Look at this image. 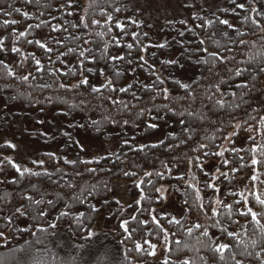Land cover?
<instances>
[{
  "label": "trees",
  "instance_id": "16d2710c",
  "mask_svg": "<svg viewBox=\"0 0 264 264\" xmlns=\"http://www.w3.org/2000/svg\"><path fill=\"white\" fill-rule=\"evenodd\" d=\"M90 2L91 0H79V5L73 15L70 16L68 15L69 9L63 6L64 0H40V4H36L34 0L32 3H27L26 0H0V8L11 13L9 16L0 15V37L5 38L9 48L14 44L25 54L24 57H21L19 54H12L10 51L0 53V60L7 63L16 74L12 78L6 77V71L0 66V101L4 104L2 106L4 114L0 116V119L6 121L8 117L16 114V112L15 114L6 112L11 107L21 108L25 115L37 112L39 116H42L43 113L51 111L58 121L65 120V122L71 123L69 126L66 124L62 126L72 133L79 130L82 134L106 143L112 139L117 140L119 145L114 153L120 156L119 160L113 154H107L100 158L84 159L79 154V148H77L78 153L75 154L73 160H90L92 163L77 162L74 165H68L64 163L67 156H70L66 132L60 130L52 139H45L41 136L39 139L37 135L31 136L30 141L38 143V147L39 144L42 146V150L38 149L41 150L39 156L40 161L44 162L43 167L37 163L31 167V172H38L40 175L33 176L30 173H25L21 177L6 161L0 166V196L5 197V200H0V208L7 210L13 205H23L29 212L28 216L19 217L13 221V224L7 226H5L7 218L4 212H0V229L4 231L7 237V241L0 238V245H6L0 247V253H6L10 248L26 247V241L34 243L35 239L39 237L45 241L48 247L46 252L41 253V258L45 264H129V260L132 261V264H137V259L141 260V264H164L165 260L169 264H176L178 258L181 262L184 259H192L196 261V264H204V261L199 259L201 256L211 259L215 254L209 249L195 245L199 235L198 229L193 228L191 236L186 234L187 229L199 224L208 228L209 236L215 238L220 236L219 229L213 226L214 219H218L222 222L223 227L238 234L231 241L234 252L243 251V244L246 243L249 245L248 251L253 253L252 256L238 258L243 260L244 264H259L255 258V253L262 251L260 245L264 244V241H261L259 233L255 232L254 225L250 223V217L246 220L240 217L237 212H233L232 219L229 221L225 215L228 209L223 204L217 205L216 201L220 198V201L232 204L234 200H240V194L243 193L244 195V192L240 191L239 182L245 175H254V171L259 172L264 183V163L251 165L252 153L249 151V146L252 141L247 140L243 148L237 146L241 137L247 133L242 129L249 127L253 129L251 131L252 136L264 143V129H260L258 123L259 117L264 116V84L260 83L261 74L259 73V68L264 67V33H261L260 29L251 24V19L264 23V18L249 10L250 7L255 6L260 11L264 8V0H254V3L251 0H237V2L245 5L244 11L236 9L234 4L229 1L224 8H218L213 13L200 14L197 19H193L192 17L195 16L191 14L186 24H181L180 21L163 24L161 42L157 43L165 44L166 47L163 49L156 47L157 44L150 43L148 35L143 30V25L136 21H127L125 25H122L125 30V34H122L120 29L106 23V16L99 14V8H89ZM101 3L104 9L118 19L121 24L131 14L127 0H106V2L101 0ZM109 3L114 7L121 8V12H113L107 6ZM10 4L14 8H20L21 13L26 12L27 17L12 11V8L8 7ZM125 6H127V11L124 10ZM80 16H86L89 24L93 19L100 21V24L91 25L85 29L80 23ZM245 16L250 17L247 22L244 21ZM218 17L227 19L233 28L229 29L219 25ZM5 20H16L17 24L5 28L3 26ZM208 20L213 23L211 25L205 24V29L209 33L214 31L217 33L216 38L220 40L222 46L220 51L224 52V46L233 48V52L224 53L230 58L232 56L236 58L235 61L230 60L228 67L242 69L244 70L243 74L242 76H235L234 71L228 72L225 69L220 76L213 75L210 79L201 80L193 85L196 95L195 101L190 96L181 100L179 97L186 96V92L180 89L174 80L191 83L192 80L200 76L201 72L209 75L203 65L196 63V60L201 58L203 54L184 50V48L195 49L198 47L196 43H189L193 39V32H189L188 29H193L198 34L196 38L199 39L204 36L205 30L195 26ZM48 22L52 25H60L61 32H51L50 27L47 26ZM37 24H41V27L36 28L35 25ZM137 24L140 27H137ZM29 25L32 27L29 28ZM73 25H77V27H73ZM110 26L113 29L112 32H108ZM64 28H67L68 31L64 32ZM220 29H224V33L230 34L232 40L240 39L236 35V31L246 33L243 39L248 42L247 45L237 48L220 32ZM13 30L17 34L16 37L10 36ZM21 31H25V36L17 39ZM133 32L136 33L138 40L132 39L131 33ZM181 32H184V36H180ZM49 33L61 40L64 36H80V41H72L71 39L64 41L71 47L79 45L76 54L69 53L67 56L61 57L64 63H52L47 59L49 54L26 43L27 39L34 38L47 42ZM98 33L102 35H98ZM113 36L117 39L113 40ZM85 40L90 43H84ZM117 43H119V47H117ZM129 43L133 44L131 50L127 48ZM140 43L148 46L143 52L139 50ZM105 44L108 45L107 51L104 50ZM181 44L184 45L183 48ZM49 46L59 47L55 44ZM60 50L66 51V49ZM81 50L85 52L88 60L95 56L96 61L88 63V60H85L84 64H78L76 58ZM210 50L213 49L210 47ZM29 52L41 60V71H35V62L31 60V57H27ZM56 55V52L51 53L52 61H55ZM117 55L126 56V60L133 61L132 64L110 59ZM140 55L145 56L148 63L153 65L154 74L150 75L147 64L138 65L136 58ZM169 59L178 60V63L176 65H162L160 63L162 60ZM29 68L33 69L32 75L36 76L37 79H32L30 76L28 81L21 82L19 77L28 74ZM55 68H59L61 73H68L69 69L81 70L83 75L89 77L93 85L101 87V92L79 95L73 91L59 89L60 82L73 83L76 78L71 75L61 76L59 73L49 75V72ZM97 69H104L106 75L100 76ZM116 70L121 71L122 74L115 76ZM254 75L257 76L256 81L251 79ZM156 76H160L165 81L163 85L157 84V87L171 90L169 99L165 100L163 94H160L155 101L156 107L160 109L159 114L165 119L152 120L151 117L157 114L155 109L144 112V115L139 118V127L131 125L113 126L110 121L103 119L104 116L110 114L121 123L125 119L136 121L137 117L130 113H135L137 109L129 108L126 110L123 109L122 105L113 106L102 100L101 96L113 95L117 99H123L129 105L137 104L139 108H151V104L145 105V101L150 95H156V90L147 92L144 90V86L151 87L156 81ZM107 78L113 79L117 86L127 87L132 84L133 88L127 94L110 93L102 87ZM221 79L224 81L223 83H220ZM44 84L50 85V87H42ZM245 84L248 87H237V85ZM216 85L220 88L219 92L216 90ZM132 92L144 97V100L138 102L132 99ZM48 97L51 99H46ZM217 99L224 101L225 107L223 109L215 103ZM82 100L88 102L87 109L81 103ZM169 108L174 111L170 112ZM174 112H183V116H177ZM189 112H192L193 115H189ZM249 117H256L257 119H249ZM180 119L185 120L188 127H194L197 130V139L189 140L185 144L180 143L181 139H186L188 135L183 130L185 125L178 123ZM92 120L99 122V132L95 130L96 126L91 125ZM244 121L247 123H243ZM146 122L157 123L159 127L156 130H149L145 127ZM237 122L241 123V128L233 129L229 126ZM81 124L86 125V127H75V125ZM233 131L237 135L233 137L224 156L212 155L213 148L216 151L224 150L223 145L227 140L223 139V136L231 135ZM71 138L75 142L72 134ZM152 139H155L154 142L151 141ZM124 140L128 141L127 145L123 144ZM160 140H164V144H160ZM59 142H65V146L60 149L59 154L50 158L48 154L51 152H47L49 149H45ZM201 143L209 145V147L200 150L199 145ZM153 144H157L158 147H151ZM192 147L198 151H193ZM233 148L240 149V151L234 152L232 151ZM13 152L12 148H8L6 145L2 146L0 148L1 160H3L4 155L11 156L14 154ZM204 152L210 154L204 156ZM256 155L258 159L264 160V157L259 156V150H257ZM240 157H244V160H241ZM224 159L229 161L228 165H224ZM96 161H99V164ZM211 164L215 166L210 167ZM243 164H247L249 167H241ZM57 168L60 169L59 172L56 171ZM88 168H96L98 171L89 173ZM45 171L51 175H45ZM77 171L80 175H76ZM124 171L135 172L136 175L125 176ZM145 172H152L153 175L145 176ZM157 172L162 173V178L156 175ZM221 172L227 173V175L222 176ZM141 180H144L145 183L137 188L136 184ZM147 181H151V183L149 184ZM117 183H122L123 187L127 189L131 202L126 207L123 206L121 200L113 196ZM209 183L214 184L219 191L208 188ZM153 185L155 187L163 185V187L170 188L173 200L181 209L180 214H159L158 209L164 205V202L160 193L155 192ZM188 185H192V187H188ZM197 190L200 191V201L196 200ZM142 191L146 198L137 205L136 200L140 198ZM253 193L264 197V186L260 188V191ZM253 193L248 196L252 200L249 207H253L254 211L260 214L261 223H264V208L256 204ZM26 195H30L42 203L37 206L28 200H23L22 197ZM49 200L52 201L51 206L48 204ZM80 200H83V203H80ZM185 200L188 201L187 205L184 203ZM5 201H11V203ZM117 201L119 203H116ZM198 204L204 206L203 211L196 210ZM93 206L100 211L98 213L91 212L90 208ZM189 206H192L191 212L188 211ZM37 207L49 213L42 221L31 219ZM212 207L217 208L219 215L210 219ZM151 209H155L152 215L162 218V226L166 230H170L167 247L171 251H165L164 257L158 260H154L150 256H138L134 251L136 243L142 244L147 249L144 240L157 243L158 246L163 243L162 233L152 224L151 215H149ZM62 211L68 212V217L57 219ZM239 211H246V208L240 207ZM80 212L85 214L84 217H81L84 227L77 231L76 216ZM101 213L106 215L102 230L93 231ZM133 215L137 217V220H145L147 224L144 231L134 232L131 234L132 239H127V234L123 233L118 225L122 219H129L131 227H135L137 221L131 220ZM172 219H179L181 224H169L168 221ZM49 222L59 225L56 230L48 229L49 233L55 231L54 236L37 233V237H32L28 234L30 230H34L35 224L39 223L47 228ZM17 229H24L25 231L20 232ZM89 231L95 234L91 240L85 238ZM171 233H176V235L172 236ZM177 239L186 242L188 248L181 244L179 246L181 250L177 251L178 246L174 243ZM201 239L203 238L201 237ZM251 239L258 241L257 247H251ZM237 241L241 243L238 244ZM193 245L195 248L192 247ZM196 248H200V251L197 252ZM128 249H132L131 253L127 251ZM17 255L20 256L21 254L17 253ZM125 255L128 256V260H125ZM225 255L231 264V254L226 253ZM216 260L217 264H224L223 261H219L218 256H216Z\"/></svg>",
  "mask_w": 264,
  "mask_h": 264
},
{
  "label": "snow or ice",
  "instance_id": "6c2138e0",
  "mask_svg": "<svg viewBox=\"0 0 264 264\" xmlns=\"http://www.w3.org/2000/svg\"><path fill=\"white\" fill-rule=\"evenodd\" d=\"M27 3H32L33 0H26ZM34 2L36 4H40V0H34ZM106 2V0H105ZM164 4L166 5L168 3V0H163ZM230 2L232 4H234L236 9H240L242 11L245 10V5L243 3H239L237 2V0H230ZM252 3H254V0H251ZM145 5H147L148 7H152L153 5L157 4V0H144ZM79 5V0H64V5L69 9L68 15H73V12L75 11L76 7ZM108 8H111L113 10V12L115 13H119L121 12V8L119 7H114L111 3H109ZM186 7H191V5H185ZM9 8H12V11L21 14L25 17H27V13H21V9L20 8H14L11 4L8 5ZM89 8L92 7H97L100 9L99 14L101 16H106V23L109 25H114V27L116 29H120L122 34H125V30L124 27L122 26L121 22L116 19L111 13L107 12L104 7L102 6L101 0H91L90 4L88 5ZM142 10H147V8H144L143 6H140ZM125 11H127V6H125L124 8ZM250 12L252 13H256L258 16H261L262 18H264V8H262L260 11H258L257 7L252 6L250 7ZM43 14V13H41ZM0 15H4V16H9L11 15L10 12L5 11L4 9L0 8ZM193 19H197L199 17H192ZM250 19V17L245 16L244 21L247 22ZM80 23L83 24L84 28L87 29L89 28L91 25H99L100 21L98 20H91L90 24L87 22L86 20V16H80L79 17ZM219 25L225 26L226 28L232 29L233 26L231 24H229L227 19H220L219 17L217 18ZM181 24H186V21L181 20L180 21ZM213 22L211 20L205 21L202 24H198L195 27L196 28H201L202 30H205V34L203 37L197 39V35L193 29H188L189 32H193V39L189 41V43H196L198 45V47H196L195 49H188V48H184L185 51H190V52H194V53H198V54H203L201 58L196 60V63L199 65H203L207 71V73L209 75H205L204 72H201L200 76L196 77L194 80H192L191 83H182L180 80H174V83L178 84L180 89L185 90L186 92V96L183 97H179V99L183 100L186 99L187 97H192V100L195 101L196 99V95H195V90L193 88V85L199 83L201 80H208L210 79L211 76L215 75V76H220L221 72L224 71L225 69L228 72H233L235 76H242L243 71L242 69H233L228 67V63L231 61H235V56H232L231 58L229 56H227L224 53H231L233 52V48L232 47H228V46H224V52L222 53L220 51L221 43L220 40L216 38L217 33L214 32H207L205 29V24L206 25H211ZM17 24L16 20H5L3 26L5 28H7L9 25H15ZM251 24L255 26V28L260 29L261 33H264V23L257 21L256 19H251ZM51 29V32L54 33H60L61 32V26L56 24V25H52L50 22H48V25ZM137 27H140L139 24L136 25ZM29 28H31L32 26L29 25ZM36 28H40L41 24H37L35 25ZM73 27H77V25H73ZM112 27H108V32H112ZM68 29L64 28V32H67ZM233 31H235V29H233ZM220 32L222 34H224L226 36V38L230 41L231 44L236 45L237 48H239L240 46H246L247 45V41H245L243 39V37L246 35V33L244 32H240V31H236V35L238 37H240L239 40H232L231 35L224 33V29H220ZM98 35H102L99 34ZM10 36L12 37H16L17 34L15 32V30H13L10 33ZM25 36V31H21L19 32V35L17 37V39L19 37H24ZM132 39L138 40V37L136 35V33H131ZM180 36H184V32L180 33ZM69 39H71L72 41H80L81 37L80 36H74L72 35L71 37L69 36H64L63 40H61L60 38L57 37H53L51 36V34L49 33L48 37H47V42H43L40 39H27L26 43L29 45H34L36 47H38L39 49L43 50L44 53L49 54L47 56V59L52 62H60V63H64V61L61 59V57H65L67 56L69 53L75 55L77 52V48L79 47V45L77 44V47H71L68 44H65L64 41H68ZM117 38L115 36H113V40H116ZM207 42V43H206ZM84 43H90L89 41L85 40ZM50 44H55L58 45V48H53L51 46H49ZM107 47L108 45L105 44L104 45V50L107 51ZM117 47H119V43H117ZM147 45H144L143 43L139 44V50L140 51H145L147 49ZM156 47L163 49L164 47H166L165 44H157ZM181 47L183 48L184 45L181 44ZM210 47L213 50H210ZM253 47H255L253 45ZM127 48L129 50H131L133 48V44L129 43L127 44ZM60 49H66V51H61ZM11 52L12 54H19L21 57H24L25 54L21 51V49L19 47L11 46L9 48V46L6 44L5 42V38L4 37H0V53H7V52ZM91 51V50H89ZM56 52V59L55 61H52V56L51 53ZM27 57H31V60L35 62L36 68L35 71H41V60L37 59L36 56L29 52L27 53ZM83 58V59H81ZM77 63L78 64H84L85 60H88V58L85 55L84 51H80L78 56H77ZM112 61H126L127 64L131 65L132 64V60L128 59L126 60V56H112L110 58ZM137 62L139 66H143V64H147L148 65V71L151 74H154L155 69L153 67L152 64H149L146 57L143 55L138 56L137 58ZM96 61V57L93 56L91 58V60H88V63H93ZM160 63L162 65H176L178 63V60L175 59H169V60H162L160 61ZM0 66H2V68L6 71V77L12 78L15 77V73L12 70V68L9 67V65L7 63H4L2 60H0ZM223 66V67H221ZM17 67H19V65H17ZM125 71H127V69H125ZM33 69L29 68L28 69V74L23 75L21 77H19V80L21 82H25L29 80V77L31 76L32 79H37L36 76L32 75ZM97 72L100 76H105L106 72L104 69H97ZM57 73H59L61 76L64 75H71L73 78H76L74 80L73 83H68V82H60L58 87L59 89L65 90V91H73L76 92L79 95H91L93 93H100L101 92V87H96L95 85H93L90 82V79L87 75H83L81 70H77V71H73L72 69H69L68 73H61L59 68H55L52 71L49 72V75H56ZM259 73L260 75V83L264 84V67H260L259 68ZM122 73L119 70H116L114 72L115 76H120ZM78 77V78H77ZM251 79L253 81L257 80V76H252ZM164 80L160 77V76H156V81L154 82V84L149 87L147 85L144 86V90L147 92H152L153 89L156 90V95H150L148 97V99L145 101V105L151 104V108L145 107V108H139L137 104H132L129 105L127 103H125L123 101V99H117L115 96L113 95H109V96H101V99L104 101L109 102L111 105L116 106V105H122L123 109H129V108H135L137 109V111L135 113H130L131 115H135L137 117L136 121H132V120H128L125 119L122 121V123L120 121H117L114 117H112L110 114L104 116V120L105 121H110L111 124L113 126H135V127H139L140 123H139V118L142 117L144 115L145 111H152L153 109H155L156 111V115L152 116L151 119L152 120H161V119H165L164 116H161L160 113V109L156 107L155 105V101L157 99V96H159L160 94H163V98L165 100L169 99L170 95H171V90L168 88H159L156 85H163L164 84ZM224 81L221 79L220 83H223ZM42 87H50V85L44 84L42 85ZM102 87L104 89H106L108 92L110 93H125L127 94L129 92L130 89L133 88L132 84H129L127 87H123V86H117L116 82L111 79V78H107L105 83L102 85ZM237 87H248L247 84L245 85H237ZM216 90L219 92L220 88L218 85H216ZM132 99L136 100V101H142L144 100V97L137 95L135 92H132ZM234 95V94H233ZM12 99H15V97H12ZM48 100H50L51 98L48 97L46 98ZM209 99H211V97H209ZM66 102V101H65ZM81 103L84 105L85 109L88 108V102L87 101H81ZM215 103L217 105H219V107L221 109H223L225 107V103L222 99H217L215 101ZM70 107H72L70 105ZM169 111L172 112L174 111L173 109L169 108ZM175 115L182 117L183 116V112H174ZM189 115H193L192 112H189ZM249 119H257L256 117H249ZM38 123H43V121H37ZM179 124L181 125H185L184 127V131L186 133H188L186 139H181L180 143L181 144H185L187 143V141L189 140H194L198 138V133L197 130L192 127H188L187 123L185 120L180 119L178 121ZM243 123H247V121H244ZM258 123L260 125V129H264V116L259 117L258 119ZM91 125L96 126L95 130L97 132L100 131V127H99V122L96 120H92L91 121ZM230 127H232L233 129L235 128H241V123L237 122L234 125H229ZM75 127H86V125H75ZM145 127L149 130H156L159 127V124L157 123H153V122H146ZM219 127V126H217ZM245 131H249L251 132L253 129L251 127L247 128V129H242ZM259 132V130H257ZM41 135H46L45 133H41ZM65 135H68V141H67V146L68 147H77L79 148L80 152L85 151V148L83 145L79 144V142H74L71 138L70 134L65 133ZM237 134L235 133V131H233V133L231 135H224L223 139L231 142L233 137H235ZM248 140L252 141V144L249 146V151L252 153V159H251V165L255 166L258 165L260 163H264V160H260L257 158V150H259V156L260 157H264V143H262L260 140H257L255 138V136L249 135L247 137ZM160 144H164V140H160L159 142ZM124 145L128 144L127 140L123 141ZM6 146L8 148H12L15 149V145L12 144L11 142H7ZM151 147L155 148L158 147L157 144H153L151 145ZM206 147H209V145L203 144L201 143L199 145V149L202 150ZM142 150V149H141ZM193 151H198V149H196L195 147H192ZM228 151L227 148H225L223 151H216L215 148L212 149L211 154L214 156H220L223 157L224 153ZM232 151L234 152H239L240 149H235L233 148ZM210 153L209 152H204L203 155L204 156H208ZM51 157H53L55 154L54 153H49L48 154ZM113 155H116L115 153H113ZM126 155V154H125ZM105 159H107L105 157ZM116 159L119 160L120 156L116 155ZM241 160H244V157H240ZM6 161V163L8 165H10L17 173H19V175L22 177L24 176L25 173H30L33 176H38L40 175V173L38 172H31L30 169L28 168H24L23 170H21L20 167H18V165L16 163H14V161L10 158L5 156L3 158V160H0V166H2L4 164V162ZM77 162L79 163H84V164H90L92 163V161L90 160H79V161H75V160H68L65 159L64 163L68 164V165H74ZM33 163H37L39 166L43 167V161H34ZM97 164H99V161H96ZM191 163V161H190ZM224 165H228L229 161L227 159H224L223 161ZM167 167V166H166ZM241 167H249V165L247 164H243L241 165ZM57 172L60 171L59 168L56 169ZM87 171L89 173H95L96 171H98V169L96 168H88ZM45 175H51L50 173H48L47 171H45L44 173ZM76 175H80L79 171H77ZM124 175L125 176H135L136 173L135 172H128V171H124ZM145 176H152L153 173L152 172H145L144 173ZM157 176H160L162 178V173L157 172L156 173ZM222 176H226L227 173L221 172ZM182 179V178H180ZM218 179V177H217ZM258 179V175H253L251 177L252 181H256ZM145 181L141 180L139 183L136 184L137 188H140L142 184H144ZM147 183H151V181H147ZM35 187V186H33ZM69 187H71V185H69ZM153 187L155 188V192L156 193H161L162 191H166V189H164L163 185L160 187H155L153 185ZM188 187H192V185H188ZM208 188H212L214 189V191H219L218 188L215 187L214 184L209 183L207 185ZM7 195V194H5ZM233 195H235V193H233ZM241 199L240 200H234L232 204H227L224 201H216L217 205L223 204L224 207L226 209H228V212L225 214L226 215V219H228L229 221H231L232 219V213L233 212H237V214L240 217H243L244 219L248 220L250 217V223L252 225H254V229L255 232H258L260 237H261V241H264V223H261V219L259 218L260 214H258L256 211H254L253 207H249L250 204H252V200H250L248 197H245L243 195V193L240 194ZM254 199L256 204H258L261 208H264V197H262L261 195H256L255 193H253ZM145 194L142 191L140 193V198L138 200H136V204L139 205L141 200L145 199ZM23 200H28L32 203H34L35 205H40L42 203V201L40 200H35L32 196L30 195H26L22 197ZM77 199H79V197H77ZM161 199H163V197H161ZM201 197H200V191L197 190V195H196V200L200 201ZM0 200H5L4 196H0ZM6 203H11V201H5ZM80 203H83V200H80ZM105 203H107V201L105 200ZM116 203H119V201H117ZM185 205L188 204V201L185 200L184 201ZM48 204L51 206L52 205V201L49 200ZM131 207V205H130ZM243 207L246 208V211H239V208ZM196 210L197 211H203L204 210V206L202 204H198L196 206ZM91 212H96L98 213L100 211V209L96 208L95 206L90 208ZM141 211H149V210H141ZM188 211L191 212L192 211V206H189ZM0 212H4L5 217L7 218V223L5 224V226L13 224V221L19 217H24V216H28L29 212L28 210L23 206H15L13 205L12 208H9L7 210H4L2 208H0ZM155 212V209H151L149 211V215H151V219H152V224L155 225V228L159 230L160 233H162L163 236V241L164 243L167 245L168 240H169V235H170V230H166L163 226H162V218H158L155 215H152V213ZM9 213H11V215H8ZM211 213L212 216L210 217V219L215 218L219 215V213L217 212V208L216 207H212L211 208ZM49 213L45 212L44 210L40 209L39 207H37V209L35 210V214L32 215L31 219L33 221H42L44 220V218L46 216H48ZM69 213L68 212H60L59 216L57 217V219H60L62 217H68ZM84 213L80 212L78 216H76V222H77V228L76 230L79 231L81 228L84 227L83 223L81 222V217H84ZM131 220L132 221H137L136 226L135 227H131L130 224V220L129 219H122L121 222L119 223L118 227L119 229H121L123 231V233L127 234V239H132V233L137 232V231H144L147 222L145 220H137L136 216H131ZM169 224H173V225H180L181 221L179 219H172L168 221ZM216 228L219 229L220 232V236H217L215 238H212L209 236V231L208 228L203 227L199 224L193 225V227H190L187 229V235L191 236L193 233V228H196L199 230V235L196 238L195 241V245H200L201 248H205V249H209L211 250L215 256L211 259L206 258L201 256L199 259L204 261V264H217V260H216V256H218L219 261H223L224 264H229V258L226 257V253H230V261L231 264H244V261L239 259L238 257H249L252 256L253 253L248 251V244H243V251L240 252H234L233 251V246H232V238L237 236L238 234L226 229L225 227H223L222 222L218 219H214V225ZM59 228L58 224H53V223H48L47 228L43 227L41 224L37 223L34 225V230H30L29 231V235L32 237H37V233H43L46 235H52L54 236L56 233L55 231H53L52 233L48 232V229H52V230H56ZM17 231L20 232H24V229H17ZM225 234H226V242H225ZM95 234L92 233L91 231H89L86 234V239L91 240V238L94 236ZM172 236H175L176 233H171ZM201 237L203 239H201ZM0 238H4L5 241H7V237L5 236V233L2 229H0ZM120 243H123V241H120ZM174 243L178 246L177 247V251H180L181 249L179 248V246L181 244L184 245L185 248H188V244L184 241H181L179 239L175 240ZM237 243H241L240 241H237ZM144 244L147 245V249H145L143 247L142 244L140 243H136L135 244V249L134 251L138 254V256L140 255H145V256H150V257H155L157 255L156 253V249L158 247L157 243H151L149 240H144ZM26 247L20 248V249H9L8 252L6 253H0V264H45V261L41 258V253L42 252H46L48 250L47 244L45 243L44 240L40 239L39 237H37L34 241V243H28L26 241ZM195 245H193L192 247L195 248ZM250 245L252 248H255L258 246V241L256 239H251L250 240ZM6 245H0V247H5ZM42 246V247H40ZM58 247L60 245H57ZM262 247V251L261 252H256L255 253V258L259 261V264H264V244L260 245ZM129 253H131L132 249H128L127 250ZM166 252H170L171 249L166 247L165 248ZM196 251L199 252L200 248H196ZM17 253H20L21 255L18 256ZM125 260H128V256L125 255ZM129 264H132V261L129 260ZM137 264H141V260L137 259ZM164 264H169V262L167 260L164 261ZM176 264H196V261L192 260V259H184L182 262L179 261V258L177 259Z\"/></svg>",
  "mask_w": 264,
  "mask_h": 264
},
{
  "label": "rangeland",
  "instance_id": "374dc122",
  "mask_svg": "<svg viewBox=\"0 0 264 264\" xmlns=\"http://www.w3.org/2000/svg\"><path fill=\"white\" fill-rule=\"evenodd\" d=\"M128 5L131 9V14L123 20L122 25H125L127 21H136L137 23L143 25L144 32L148 35L150 43L157 44L161 42V27L163 24L177 23L178 21L184 20L188 21L189 17L194 15L195 17L200 16L203 13H213L218 10V8H224L230 0H168L165 5L163 0H157V4L152 7L145 5L144 0H127ZM185 5H191V7H186ZM140 6L147 8V10H142ZM4 104L0 101V116L4 114L2 111V106ZM11 114H16L8 117L6 121L0 119V148L5 146L7 142H11L15 145L14 154L10 157L18 167L23 170L24 168L32 169L34 161H40V153L42 146L39 147L35 142L29 140L31 136L37 135L39 139L40 136L45 139H52L55 134L62 130L67 134H72L75 142L83 145L85 151L79 152V154L84 159L100 158L107 154H113L118 148V141L112 139L110 142L106 143L101 140H95L86 134H82L81 131L76 130L75 133L64 129L62 125L69 126L71 123L65 122V120H57L53 113L46 112L42 116L38 113H30V115H25L23 110L19 107H11L6 110ZM37 121H43V123H38ZM73 123V122H72ZM45 133L46 135H41ZM252 135L251 132L247 133L241 137L240 143L237 145L239 148H243L246 145L247 137ZM155 139L151 141L154 142ZM232 143L226 141L223 145V149L229 148ZM65 146V142H59L51 147L46 148L47 152L59 154L60 149ZM41 150H39V149ZM69 155L68 160H73L75 154H77V147H71L68 149ZM66 158V157H65ZM1 160V158H0ZM215 166L211 164L210 167ZM218 173V172H217ZM216 173V175H217ZM254 175H258L256 181H252L251 177L253 175H245L239 182L240 191L244 192V195L248 197L251 193L260 191V188L264 186L263 178H260V174L254 171ZM114 198L121 200L124 207L131 202L130 197L127 193L122 183H117L115 187ZM166 191L160 193L163 197L164 205L158 209L159 214L165 215L167 213H172L173 215H178L181 213V209L176 201L173 200L170 188H166ZM220 200V198H219ZM105 214H99L93 231H101L103 223H105ZM168 245V244H167ZM167 245L163 243L157 247V255L153 257L154 260H158L164 257L165 248Z\"/></svg>",
  "mask_w": 264,
  "mask_h": 264
}]
</instances>
